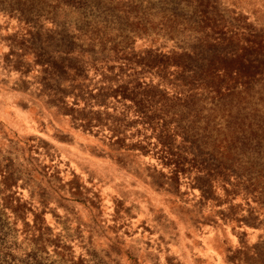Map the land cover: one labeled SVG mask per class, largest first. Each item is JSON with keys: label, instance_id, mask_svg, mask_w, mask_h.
Instances as JSON below:
<instances>
[{"label": "rangeland", "instance_id": "1", "mask_svg": "<svg viewBox=\"0 0 264 264\" xmlns=\"http://www.w3.org/2000/svg\"><path fill=\"white\" fill-rule=\"evenodd\" d=\"M0 264H264V0H0Z\"/></svg>", "mask_w": 264, "mask_h": 264}]
</instances>
